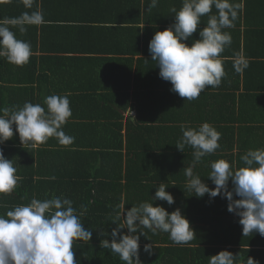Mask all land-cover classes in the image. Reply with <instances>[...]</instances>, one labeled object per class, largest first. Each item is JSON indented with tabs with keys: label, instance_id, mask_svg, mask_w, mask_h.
Returning <instances> with one entry per match:
<instances>
[{
	"label": "trees",
	"instance_id": "1",
	"mask_svg": "<svg viewBox=\"0 0 264 264\" xmlns=\"http://www.w3.org/2000/svg\"><path fill=\"white\" fill-rule=\"evenodd\" d=\"M161 1L148 56L198 57L182 49L187 32L220 35L202 23L219 0ZM239 1L242 18L259 0ZM244 55L220 64L244 73L239 95L225 94L220 66L207 82L187 73L202 63L190 58H142L135 70L94 58V83L59 86L61 64L10 56L19 72L0 100V264H264V60ZM170 67L177 88L140 79Z\"/></svg>",
	"mask_w": 264,
	"mask_h": 264
},
{
	"label": "crops",
	"instance_id": "2",
	"mask_svg": "<svg viewBox=\"0 0 264 264\" xmlns=\"http://www.w3.org/2000/svg\"><path fill=\"white\" fill-rule=\"evenodd\" d=\"M141 4L142 8L136 9V2L133 0H0V100L8 89L14 87L13 84L16 82H13V75L19 72L18 64H13L10 56H32L39 63L46 61L48 64H61L62 74L57 76L59 74L57 71L52 78V83L58 81L59 86H63L62 81L66 79L72 85H80L83 81L94 83L96 77L91 76V72L95 71L94 66H86L94 64V58L96 60L105 58L106 63L110 59L109 64H133L134 70L142 58L146 60H157L156 56L164 60L190 58L202 63L186 65L187 73H193L206 82L211 77L216 78V68L223 64L222 62H232L229 60L238 56L245 60V52L257 54V58L250 59V62L264 60L260 56L264 53V0L248 6V12L242 18L240 11H246V8L239 0H219L218 7L203 18L202 23L208 28H219L220 35L216 37L211 32L212 34L208 35L214 36L211 41H203L200 36L193 40L190 32L185 35L182 49L185 53L197 52L198 57L194 55L185 57V54L174 57L169 53L168 56L166 54L161 56L159 48L148 56L143 47V39L144 37L151 39L157 34L162 36L159 31L161 25L158 23L162 20V1L141 0ZM190 13L193 15V10ZM191 15H188L187 21L194 19ZM200 17L198 16L199 19ZM179 30L178 37L181 34ZM135 37H140V43L132 40ZM215 40L217 43L211 45ZM204 42L209 47L205 46ZM110 51L111 55H107ZM202 52H208L211 56H203ZM62 58L64 60H60ZM211 61L220 62L209 64ZM66 64L81 66L73 65L69 68ZM220 67L224 72L220 76H229L225 94L239 95L244 90V73L241 74L242 78L239 81L228 64ZM48 69L46 66L47 74ZM63 69L67 76L63 75ZM174 71L170 67L161 75L162 71L158 70L157 74L145 73L140 79L146 78L152 82L151 84L167 81L169 86L177 88L176 78H180L181 74L173 73L171 78L164 79V73ZM87 72L90 75H87ZM130 115L136 116V112L130 111ZM37 160L40 163L48 159ZM15 163L17 161L13 162ZM57 165L60 168V164ZM29 209L30 207H27V211ZM34 218L36 219V216Z\"/></svg>",
	"mask_w": 264,
	"mask_h": 264
}]
</instances>
